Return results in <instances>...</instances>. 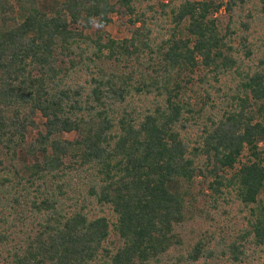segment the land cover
Wrapping results in <instances>:
<instances>
[{
  "label": "trees",
  "instance_id": "obj_1",
  "mask_svg": "<svg viewBox=\"0 0 264 264\" xmlns=\"http://www.w3.org/2000/svg\"><path fill=\"white\" fill-rule=\"evenodd\" d=\"M254 2L0 0V264L264 251V58L245 70L251 24L236 25ZM115 18L129 36L109 32ZM201 200L238 202L246 225L173 256Z\"/></svg>",
  "mask_w": 264,
  "mask_h": 264
},
{
  "label": "rangeland",
  "instance_id": "obj_2",
  "mask_svg": "<svg viewBox=\"0 0 264 264\" xmlns=\"http://www.w3.org/2000/svg\"><path fill=\"white\" fill-rule=\"evenodd\" d=\"M255 8L252 12L255 14L254 19H249L246 16V13L249 10V7L242 12V16H236V25L239 28V31L244 30L242 22H250V40L254 44V53L251 59H247L244 52H241V55L245 58L246 65L244 66L245 70L248 69H257L260 67V61L264 58V11H262V1L254 0ZM159 24L155 25L156 34H164L166 29L170 26L169 23L165 20V17H161L158 21ZM225 24L227 20L224 21ZM163 24V27L161 25ZM109 32L116 38H124L130 35L128 27L120 25L119 21L115 18L114 21L108 27ZM161 32V33H160ZM264 65V64H263ZM238 80V79H236ZM144 103V102H143ZM142 103V104H143ZM199 133L195 131L194 136ZM69 138L74 136V133L66 135ZM199 186L194 187V192H199ZM84 188H82V191ZM85 193V190L83 191ZM198 207H202L204 211L193 210L189 214V218L186 222L184 228L180 229L181 236L183 239V244L179 245L177 249L172 251L173 256L177 254H186L192 245L195 244L201 237L210 239L211 236L218 238L223 229L226 232L231 234L237 233L239 228H242L246 225V220L244 218L243 212H241V207L238 202L232 201L231 203L221 202L220 209H215L210 206L206 201H199L197 203ZM89 212L92 216L108 214L110 210L106 207H101L96 201H91L89 206ZM228 210V212H224ZM111 239L117 241V236L112 234ZM216 240L212 244H215ZM252 252V250H251ZM174 259V257H172ZM264 261V251L252 252L251 256L247 260L246 264H261ZM225 261H222L220 264H224ZM230 263V262H226ZM202 264V262H201Z\"/></svg>",
  "mask_w": 264,
  "mask_h": 264
}]
</instances>
